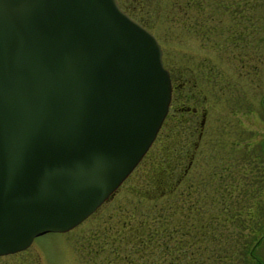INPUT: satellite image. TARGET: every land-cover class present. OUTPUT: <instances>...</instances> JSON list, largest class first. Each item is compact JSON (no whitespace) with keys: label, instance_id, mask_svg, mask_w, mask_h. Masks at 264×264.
Instances as JSON below:
<instances>
[{"label":"water","instance_id":"water-1","mask_svg":"<svg viewBox=\"0 0 264 264\" xmlns=\"http://www.w3.org/2000/svg\"><path fill=\"white\" fill-rule=\"evenodd\" d=\"M170 95L159 42L117 0H0V255L107 200Z\"/></svg>","mask_w":264,"mask_h":264},{"label":"rangeland","instance_id":"rangeland-1","mask_svg":"<svg viewBox=\"0 0 264 264\" xmlns=\"http://www.w3.org/2000/svg\"><path fill=\"white\" fill-rule=\"evenodd\" d=\"M118 3L160 43L171 82L164 121L139 163L96 210L67 231L45 232L25 249L0 255V264L116 262L117 250L132 248L142 219L146 232L167 204L176 217L172 205L181 199L198 206L194 221L206 222L210 215L214 221L206 233L188 225L193 237L182 236L187 256L182 254L176 264H189L192 256L193 264H201L199 252L211 257L205 264L215 258L217 264H235L236 239L253 240V225L246 221L241 233L231 229L232 223L223 226L225 216L234 208H243V214L251 208V214L264 220V0ZM176 82L182 83L175 88L177 95ZM184 104L206 111L201 127L200 111L181 110ZM173 144L185 146L186 155L180 160L167 153L163 169L158 165L161 153L171 152ZM155 173L165 182L153 184ZM168 242L173 254L177 241L172 236ZM257 253L264 261V242ZM153 256L158 264L157 250Z\"/></svg>","mask_w":264,"mask_h":264},{"label":"trees","instance_id":"trees-1","mask_svg":"<svg viewBox=\"0 0 264 264\" xmlns=\"http://www.w3.org/2000/svg\"><path fill=\"white\" fill-rule=\"evenodd\" d=\"M167 148L169 147L167 146ZM172 148L173 150H171V152L169 149H167L165 153H161L162 155L159 159L160 161L158 162V165L162 164L163 169H167V165L169 163L168 157L166 159L167 153V156L172 158V156L175 155L177 159H180V155H186L183 152L185 146H183L182 144H180V146L173 144ZM158 173L161 172L158 171ZM158 173H155L153 178V184H155L156 186L159 185V182H165L164 179H160ZM172 207L176 210V217H174L175 215H170V208L167 204L165 207V212H157L156 218L154 217L153 220H151L152 223H150L146 232H143V230H145L146 221L145 218L142 219V228L139 231L140 233H136L135 236L137 238L132 248H126L125 253H121L120 251L118 252L117 250V253L114 257L116 262L106 260L105 264H155V261L153 260V254L156 250L160 254V258L157 259L158 264H176L178 260L181 261V258L186 255V253L183 254L182 236L187 235L192 238L194 233V231L190 228L191 226L189 227L188 225L192 224V227L195 228L201 226V230L203 231V233H206V231H210L209 227L213 224L214 220L212 218V215H210L209 219L206 220V222H196L197 220L194 221L193 218H198L196 216V214L198 213V206H196L193 202L189 203V205L187 206L186 200L181 199L178 204H174L172 205ZM250 209L251 208H247V211L243 214V208H234L232 209V213H230V215L228 213L222 222L224 223V227H227L230 225V223H232L231 229L235 228V230H238L241 233L248 221L253 225V234L255 235L252 237L253 240L244 239L243 241H240L241 237H239V239H236L235 249L238 253V260L235 264H262L264 262L263 258L258 256L257 253V250L260 249L264 242V220L259 218L260 214H256L257 212L251 214ZM190 220L191 222L189 223ZM260 228H262V230ZM172 236L174 240L177 241L174 242L175 247H173L176 249V251L173 254L170 251L173 244H169L168 242L172 240ZM182 254L184 256H182ZM199 256L201 259H199L198 262H200L201 264H205L204 262L206 261V259L211 258L210 256L204 257L203 252H199ZM222 259H225L224 261H226L228 259L227 255L225 257L224 254L222 256ZM182 261L184 262V259H182ZM195 261L196 257L192 256L189 260V264H193ZM217 261L218 260L216 258L211 259L209 264H217Z\"/></svg>","mask_w":264,"mask_h":264},{"label":"flooded vegetation","instance_id":"flooded-vegetation-1","mask_svg":"<svg viewBox=\"0 0 264 264\" xmlns=\"http://www.w3.org/2000/svg\"><path fill=\"white\" fill-rule=\"evenodd\" d=\"M169 71V70H168ZM169 75H170V71H169ZM174 84V83H173ZM182 83L180 82V85H181ZM184 84V83H183ZM179 85V82H176V84H174V94H176L177 95V91H176V93H175V88H177L178 89V87L180 86ZM172 91H173V85H172ZM176 95H175V98H176ZM190 96V95H189ZM174 98V99H175ZM177 104L178 103H176L175 105L177 106ZM174 105V106H175ZM187 110L188 112H190V113H198L199 111H200V109L201 108H199L198 109V107L196 106V105H182V107H181V110ZM205 117H206V111L204 110V109H202L201 111H200V127L204 124V121H205ZM200 132V131H199ZM185 171H186V168H183Z\"/></svg>","mask_w":264,"mask_h":264}]
</instances>
